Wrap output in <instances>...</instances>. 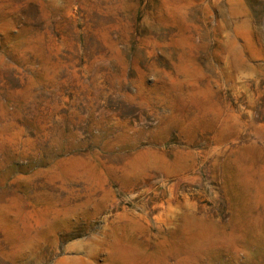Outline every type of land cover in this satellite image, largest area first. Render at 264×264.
Returning <instances> with one entry per match:
<instances>
[{
  "label": "rangeland",
  "instance_id": "374dc122",
  "mask_svg": "<svg viewBox=\"0 0 264 264\" xmlns=\"http://www.w3.org/2000/svg\"><path fill=\"white\" fill-rule=\"evenodd\" d=\"M0 264H264V0H0Z\"/></svg>",
  "mask_w": 264,
  "mask_h": 264
}]
</instances>
